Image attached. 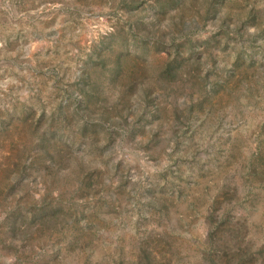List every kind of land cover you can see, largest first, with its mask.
Segmentation results:
<instances>
[{
    "label": "rangeland",
    "instance_id": "1",
    "mask_svg": "<svg viewBox=\"0 0 264 264\" xmlns=\"http://www.w3.org/2000/svg\"><path fill=\"white\" fill-rule=\"evenodd\" d=\"M0 264H264V0H0Z\"/></svg>",
    "mask_w": 264,
    "mask_h": 264
}]
</instances>
